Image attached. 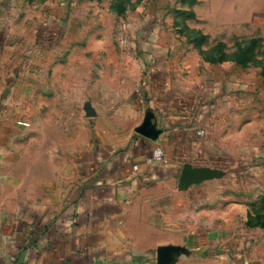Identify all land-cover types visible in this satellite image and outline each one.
<instances>
[{
  "label": "crops",
  "instance_id": "1",
  "mask_svg": "<svg viewBox=\"0 0 264 264\" xmlns=\"http://www.w3.org/2000/svg\"><path fill=\"white\" fill-rule=\"evenodd\" d=\"M4 36L0 27V264H213L209 254H229L215 215L225 205L207 201L212 180L180 186L186 165L215 156L194 91L163 73L130 89L90 86L65 60H22Z\"/></svg>",
  "mask_w": 264,
  "mask_h": 264
},
{
  "label": "rangeland",
  "instance_id": "2",
  "mask_svg": "<svg viewBox=\"0 0 264 264\" xmlns=\"http://www.w3.org/2000/svg\"><path fill=\"white\" fill-rule=\"evenodd\" d=\"M0 15L22 60H65L90 86L163 73L194 91L216 144L207 201L230 231L210 259L264 264V0H0Z\"/></svg>",
  "mask_w": 264,
  "mask_h": 264
},
{
  "label": "water",
  "instance_id": "3",
  "mask_svg": "<svg viewBox=\"0 0 264 264\" xmlns=\"http://www.w3.org/2000/svg\"><path fill=\"white\" fill-rule=\"evenodd\" d=\"M214 175L215 171L210 167H194L192 165H186L180 178V186L186 187L191 183L213 177Z\"/></svg>",
  "mask_w": 264,
  "mask_h": 264
},
{
  "label": "built area",
  "instance_id": "4",
  "mask_svg": "<svg viewBox=\"0 0 264 264\" xmlns=\"http://www.w3.org/2000/svg\"><path fill=\"white\" fill-rule=\"evenodd\" d=\"M26 125H28L27 123H24ZM165 158V152L163 150L162 147L158 146L157 148H155L154 152H153V156H152V159L154 161H158V162H161L163 161ZM14 264H30L29 262H16Z\"/></svg>",
  "mask_w": 264,
  "mask_h": 264
}]
</instances>
